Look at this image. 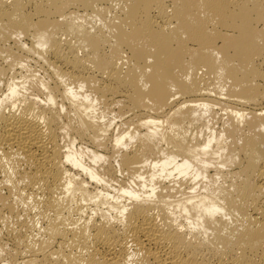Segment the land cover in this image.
Segmentation results:
<instances>
[{
    "label": "bare ground",
    "instance_id": "1",
    "mask_svg": "<svg viewBox=\"0 0 264 264\" xmlns=\"http://www.w3.org/2000/svg\"><path fill=\"white\" fill-rule=\"evenodd\" d=\"M113 2L0 0V262L264 264V0Z\"/></svg>",
    "mask_w": 264,
    "mask_h": 264
},
{
    "label": "rangeland",
    "instance_id": "2",
    "mask_svg": "<svg viewBox=\"0 0 264 264\" xmlns=\"http://www.w3.org/2000/svg\"><path fill=\"white\" fill-rule=\"evenodd\" d=\"M114 2H113V4H114V6H113V4H112V13L114 12L113 10L115 9V13L114 14H112V13H109L108 15H107V17H106V19L107 18H109V20L111 19V17H112V19H114L115 18V14H116V12H117V14H118V12L123 8V5H124V0H113ZM88 4H90V2L88 1ZM76 8V7H75ZM118 10H117V9ZM119 8H121V9H119ZM75 11H77L79 14H82L83 13V11H84V9H76ZM91 14V13H90ZM92 15V14H91ZM112 15V16H111ZM114 15V16H113ZM95 16V17H94ZM91 17L92 16H90L89 18L91 19ZM114 17V18H113ZM88 18V22H90L89 19ZM93 18L94 19H91V24L89 23V27L92 25H97L96 23H98V26H100L101 25V23L98 21V19L96 18V15H94L93 14ZM105 19V20H106ZM95 20H96V22H95ZM92 21H93V23H92ZM107 21H108V19H107ZM107 21H105V22H107ZM112 21H117L116 20V18H115V20H112ZM109 22V21H108ZM111 22V21H110ZM100 24V25H99ZM91 26V27H92ZM105 31H107V30H105ZM25 43H26V41H25ZM28 43V42H27ZM34 59V60H33ZM31 61L29 62V64L30 65H28L29 67H28V71H29V74H35V76L36 77H38V78H42V77H45L43 74H44V71H43V67H41L42 66V64H41V61H38V55H36V57L35 56H33V58L31 57V59H30ZM40 60V59H39ZM35 61V62H34ZM40 62V63H39ZM37 63H39V64H37ZM28 64V63H27ZM26 65V64H25ZM30 66H31V68H30ZM30 69H32V70H30ZM31 71H33L34 73H32ZM26 73H27V71H25ZM43 75V76H42ZM20 76V77H19ZM8 77H10V76H8ZM15 77H17V78H15ZM15 77H13V75H12V77H11V80L12 81H16L17 79H21V75H17L16 74V76ZM12 78H15L14 80L12 79ZM7 79V78H6ZM9 79V80H8ZM7 80L8 81H10L11 82V80H10V78H8ZM7 80H4V83H5V85L2 83L1 84V89H2V91L4 92V93H7V85H8V83H10V82H8ZM14 81V82H15ZM19 80H17L16 81V83L18 82ZM20 81H22V79L20 80ZM8 82V83H7ZM12 83V82H11ZM10 83V84H11ZM18 83H20V82H18ZM7 84V85H6ZM2 93V92H1ZM0 93V95H2ZM115 113V114H114ZM221 114H222V116H225L226 115V113H222L221 112ZM223 114H225V115H223ZM106 116V117H105ZM104 117H105V119H104V121H111L112 123H114V124H112V131L114 130L115 131V134H117L119 131L118 130H120L119 128H117V126L120 124V122H121V120L119 119V118H117V114H116V112H112V114L111 113H109V115H108V117H107V114L105 115ZM225 119L227 118V117H224ZM114 120V121H113ZM118 124V125H117ZM67 138V137H66ZM69 141V142H68ZM61 142H62V146L64 145V147H66V146H68V143H69V146H70V143L72 142V141H70V138L68 139H63V140H61ZM82 147L81 146V144L77 141V143H75L73 146H72V143H71V146L70 147H73L74 149H80V147ZM34 212V211H33ZM11 223H12V221H11ZM13 225L12 226H15V223H12ZM5 259H6V261H9L10 262V260H8L7 258H5L4 257V259H2V262H0V264H7V263H9V262H6L5 261ZM11 264H13V263H11Z\"/></svg>",
    "mask_w": 264,
    "mask_h": 264
}]
</instances>
